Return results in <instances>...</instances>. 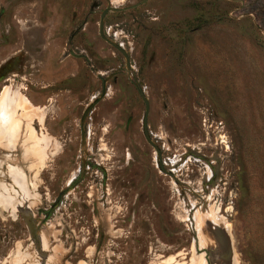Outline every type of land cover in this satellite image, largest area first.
I'll return each instance as SVG.
<instances>
[{
  "label": "rangeland",
  "instance_id": "374dc122",
  "mask_svg": "<svg viewBox=\"0 0 264 264\" xmlns=\"http://www.w3.org/2000/svg\"><path fill=\"white\" fill-rule=\"evenodd\" d=\"M109 2L128 71L105 0H0V264H264V0Z\"/></svg>",
  "mask_w": 264,
  "mask_h": 264
},
{
  "label": "flooded vegetation",
  "instance_id": "af4514ba",
  "mask_svg": "<svg viewBox=\"0 0 264 264\" xmlns=\"http://www.w3.org/2000/svg\"><path fill=\"white\" fill-rule=\"evenodd\" d=\"M148 136H149V133H148ZM150 138V137H149ZM92 139V138H91ZM145 140V139H144ZM151 140V139H150ZM93 142L90 141V144H89V152L90 154H95L93 153L94 152V144H92ZM152 148V147H151ZM158 148V147H157ZM153 149V148H152ZM159 149V148H158ZM154 151V150H153ZM156 159H157V162L159 160L160 164H161V167L163 170H165L166 172H168L169 174H172L173 173L169 170V169H165L163 167V164L161 162V159H160V150H159V157L157 158V155H156ZM122 161H123V155L121 156V166L122 167ZM95 162V161H94ZM96 163V162H95ZM154 163V162H153ZM98 164V163H96ZM154 166L158 168L157 164L155 165L154 163ZM120 167H116V168H120ZM159 170V168H158ZM160 171V170H159ZM76 172V171H75ZM161 172V171H160ZM162 173V172H161ZM164 174V173H163ZM165 175V174H164ZM167 176L168 178H170L168 175H165ZM174 176V175H173ZM75 176H73V178H68V181H67V185L69 183L72 182V180L74 179ZM175 177V176H174ZM107 179V178H106ZM171 179V178H170ZM173 180V179H172ZM175 182H179L178 179L175 178ZM60 192V191H59ZM57 199L55 201V203L58 202L59 198H60V195L59 193L57 194ZM171 213V212H170ZM196 228V227H195ZM196 230V229H195ZM209 239H210V245L207 247H203V246H200L199 242H198V247H197V251L200 250L199 248H205L204 251L202 253H196V256L197 255H201L203 261H204V264H233V261L231 260V252H230V247H229V240L227 238V235L223 233L222 230H220V227L215 225L214 227L211 226L209 229ZM77 262H75L76 264Z\"/></svg>",
  "mask_w": 264,
  "mask_h": 264
},
{
  "label": "water",
  "instance_id": "95a60500",
  "mask_svg": "<svg viewBox=\"0 0 264 264\" xmlns=\"http://www.w3.org/2000/svg\"><path fill=\"white\" fill-rule=\"evenodd\" d=\"M107 3V6L105 7V9L101 12L100 16H99V20H98V36L99 38L104 41L105 43H107L110 47H112L115 51H117L122 58L124 59V66L125 69L128 71L129 70V56L127 55V53L125 52L124 48L120 45L117 44L113 41H111L110 39H108L103 31V18L105 16V14L109 11H117L118 9H114L110 7V2L109 0H105ZM143 2L137 3L136 5H139ZM136 5H134L133 7H135ZM134 87L136 89V91L139 94V97L143 103V115L141 118V131H142V135L146 141V143L153 148L154 152L157 155V158L159 157V149L157 148V146L150 140L149 136H148V131H147V125H146V118H147V113H148V102L145 99L143 92L141 90V88L139 87V85L134 81ZM157 166L159 168V170L164 173L165 175H168L171 179L175 180V177L172 174H169L168 172H166L165 170L162 169L161 164L158 160L157 162Z\"/></svg>",
  "mask_w": 264,
  "mask_h": 264
},
{
  "label": "crops",
  "instance_id": "0c3cea01",
  "mask_svg": "<svg viewBox=\"0 0 264 264\" xmlns=\"http://www.w3.org/2000/svg\"><path fill=\"white\" fill-rule=\"evenodd\" d=\"M8 124V123H7ZM10 127H6L7 129H4L3 131V134L6 135V134H11V133H16V127H14V124L13 123H10L8 124ZM15 135V134H14Z\"/></svg>",
  "mask_w": 264,
  "mask_h": 264
},
{
  "label": "bare ground",
  "instance_id": "6f19581e",
  "mask_svg": "<svg viewBox=\"0 0 264 264\" xmlns=\"http://www.w3.org/2000/svg\"><path fill=\"white\" fill-rule=\"evenodd\" d=\"M23 99H24V97H23ZM23 99H22V101L28 104V102H27V101H24ZM42 140H43V145H44V144H45V138H42ZM40 149H41V151H42V154H44V148L41 147ZM203 219H204V218H203ZM200 223H201V222H200ZM212 225H213V224H212ZM214 225H215V224H214ZM203 226H204V225H203ZM199 230H200V228H199ZM205 231H206V230H205ZM202 239H203V238H202ZM172 257H173V256H169L168 258H166V263H165V264H169V263H170L169 261L172 260Z\"/></svg>",
  "mask_w": 264,
  "mask_h": 264
}]
</instances>
